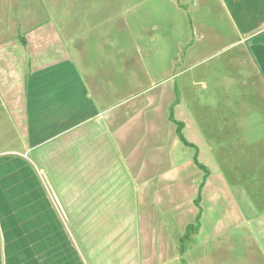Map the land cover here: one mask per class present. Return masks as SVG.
<instances>
[{
	"label": "crops",
	"instance_id": "crops-1",
	"mask_svg": "<svg viewBox=\"0 0 264 264\" xmlns=\"http://www.w3.org/2000/svg\"><path fill=\"white\" fill-rule=\"evenodd\" d=\"M216 1L264 84V0ZM30 2L38 7L21 8L24 37L0 38V264H113L116 241L122 264H146L149 231L168 235L149 220L158 223L154 212L171 203L165 195L187 187L180 173L194 165L169 110L179 103L175 87L166 78L131 94L142 77L130 57L111 51L113 39L85 29L67 39L62 25L45 19L47 5ZM19 26L16 19L11 27ZM110 26L85 27L105 33ZM225 215L221 232L233 228ZM96 234L111 242L87 245L85 236ZM132 235L141 254L129 258ZM157 249L155 264H168Z\"/></svg>",
	"mask_w": 264,
	"mask_h": 264
},
{
	"label": "rangeland",
	"instance_id": "rangeland-1",
	"mask_svg": "<svg viewBox=\"0 0 264 264\" xmlns=\"http://www.w3.org/2000/svg\"><path fill=\"white\" fill-rule=\"evenodd\" d=\"M17 1L0 0V22L7 24L0 38L24 37L26 16L21 8L38 7L31 0ZM196 1L48 0L45 19L62 25L67 39L83 29L89 37L113 39L111 51L130 57L129 68L142 77V84H132L128 94L166 78L175 87L179 103L169 110L178 119L180 139L191 146L186 151L194 156V165L180 173V183H189L187 187L165 195L164 203H171L160 204L163 209L158 205L154 213L160 221L149 220L151 228L162 226L168 235L162 240L149 231L144 263L159 260L154 253L158 248L170 258L165 260L168 264H264V84L242 53L246 46L239 43L220 3ZM16 19L20 26L15 29L11 26ZM102 22L111 25L105 33L85 27ZM136 65L144 73L135 71ZM184 144L181 140L180 147ZM177 201L182 202L178 211L167 210ZM226 213L227 224L233 227L227 233L220 229ZM130 216L135 220L140 215ZM119 223L116 233L121 231ZM132 223L129 232H135ZM131 238L136 243L140 239L127 238L126 249L135 248ZM85 239L87 245L111 242L100 234ZM111 243L108 262L122 264V258L114 255L118 242ZM132 254L141 253L129 250L126 257Z\"/></svg>",
	"mask_w": 264,
	"mask_h": 264
},
{
	"label": "trees",
	"instance_id": "trees-1",
	"mask_svg": "<svg viewBox=\"0 0 264 264\" xmlns=\"http://www.w3.org/2000/svg\"><path fill=\"white\" fill-rule=\"evenodd\" d=\"M182 139V141L187 145V146H189V144H187V142L184 140V138L183 137H181ZM189 147H191V146H189Z\"/></svg>",
	"mask_w": 264,
	"mask_h": 264
},
{
	"label": "flooded vegetation",
	"instance_id": "flooded-vegetation-1",
	"mask_svg": "<svg viewBox=\"0 0 264 264\" xmlns=\"http://www.w3.org/2000/svg\"><path fill=\"white\" fill-rule=\"evenodd\" d=\"M184 145H186V144H184ZM187 146V145H186ZM187 147H189V146H187Z\"/></svg>",
	"mask_w": 264,
	"mask_h": 264
}]
</instances>
